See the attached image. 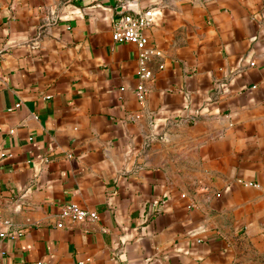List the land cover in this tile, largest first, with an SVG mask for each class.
Returning <instances> with one entry per match:
<instances>
[{
  "label": "crops",
  "instance_id": "obj_1",
  "mask_svg": "<svg viewBox=\"0 0 264 264\" xmlns=\"http://www.w3.org/2000/svg\"><path fill=\"white\" fill-rule=\"evenodd\" d=\"M163 69L135 96L124 14ZM97 214L58 229L66 204ZM0 264L264 253V0H0Z\"/></svg>",
  "mask_w": 264,
  "mask_h": 264
},
{
  "label": "built area",
  "instance_id": "obj_2",
  "mask_svg": "<svg viewBox=\"0 0 264 264\" xmlns=\"http://www.w3.org/2000/svg\"><path fill=\"white\" fill-rule=\"evenodd\" d=\"M155 11L149 8L141 13L124 14L118 17L111 26V37L115 43L131 44L137 50V71L138 84L135 89V96L139 102L144 101L147 89L146 84L153 80L154 71L163 69L159 61L160 53L149 45L145 31L154 25ZM97 214L87 211L76 204L64 205L59 214L56 227L64 228L68 224H77L94 221ZM10 224L0 218V244L7 237V228Z\"/></svg>",
  "mask_w": 264,
  "mask_h": 264
},
{
  "label": "rangeland",
  "instance_id": "obj_3",
  "mask_svg": "<svg viewBox=\"0 0 264 264\" xmlns=\"http://www.w3.org/2000/svg\"><path fill=\"white\" fill-rule=\"evenodd\" d=\"M240 258L244 264H264V253L260 254L257 250L251 249L249 255L244 252Z\"/></svg>",
  "mask_w": 264,
  "mask_h": 264
}]
</instances>
